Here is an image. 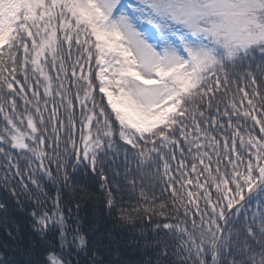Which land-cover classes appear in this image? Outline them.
Segmentation results:
<instances>
[{
  "label": "snow or ice",
  "instance_id": "snow-or-ice-1",
  "mask_svg": "<svg viewBox=\"0 0 264 264\" xmlns=\"http://www.w3.org/2000/svg\"><path fill=\"white\" fill-rule=\"evenodd\" d=\"M0 228V264H264V0H0Z\"/></svg>",
  "mask_w": 264,
  "mask_h": 264
},
{
  "label": "trees",
  "instance_id": "trees-1",
  "mask_svg": "<svg viewBox=\"0 0 264 264\" xmlns=\"http://www.w3.org/2000/svg\"><path fill=\"white\" fill-rule=\"evenodd\" d=\"M84 179L86 180L87 177L85 176ZM96 195H99V189L98 185L96 186ZM82 207L86 208L88 211L85 213V217L89 220H91L93 217H96L99 219L100 217V212L99 208L100 205L95 201V200H85L83 203ZM111 218H107L102 222V227H111ZM3 234V229L0 228V235Z\"/></svg>",
  "mask_w": 264,
  "mask_h": 264
}]
</instances>
